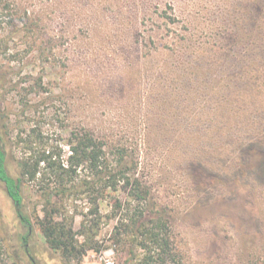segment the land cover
Returning <instances> with one entry per match:
<instances>
[{
  "label": "rangeland",
  "instance_id": "rangeland-1",
  "mask_svg": "<svg viewBox=\"0 0 264 264\" xmlns=\"http://www.w3.org/2000/svg\"><path fill=\"white\" fill-rule=\"evenodd\" d=\"M201 1L212 14L218 10V0ZM191 2L198 4L0 0V125L7 135L35 128L64 151L69 127L80 125L127 146L139 143L137 174L150 187L154 208L170 217L187 264H264V128L243 125L255 96L240 83L248 65L179 44L183 24L166 25L159 14L171 3L183 16ZM255 73L251 89L261 99L264 73ZM8 166L15 176L13 162ZM22 191L31 207L36 187L25 184ZM119 197L126 201L124 193ZM68 206L78 229L87 204ZM101 210L109 213V206L103 202ZM0 211L6 241L19 249L25 229L1 182ZM114 223L102 218L101 250L79 260L65 261L37 226L27 246L34 264H123L126 255L108 239ZM20 254V264H33Z\"/></svg>",
  "mask_w": 264,
  "mask_h": 264
},
{
  "label": "trees",
  "instance_id": "trees-1",
  "mask_svg": "<svg viewBox=\"0 0 264 264\" xmlns=\"http://www.w3.org/2000/svg\"><path fill=\"white\" fill-rule=\"evenodd\" d=\"M218 3L215 14L209 3L191 2L194 5L188 11L186 3L180 11L184 10V15L178 17L174 5L168 3L159 16L166 25L183 24L179 44H188L189 50L211 52L222 59L237 56V60L248 65V76H242L240 83L250 86L249 92L255 96L249 98L250 111L242 116L249 125L242 124L253 130L255 126L264 128V96L259 99L258 90L251 89L257 87L255 72L264 73V0ZM251 111L258 115L253 124L249 119ZM6 131L7 126L0 125V182L25 233L19 236V249L10 247L2 233L0 211V264H20V252L34 264L27 239L35 226L46 244L65 261L79 260L87 250L99 252L97 236L103 217L115 220L108 239L114 252L126 255L123 264H187L173 235L170 217L154 208L150 187L137 174L139 143L127 146L80 125L69 127L63 139L67 148L64 151L59 142L48 144L35 128L19 129L14 135H7ZM259 140L264 147V140ZM9 161L15 166V176L9 172ZM25 184L36 187L37 198L31 207L23 195ZM121 192L126 201L119 197ZM81 200L87 206L80 212L79 227L75 229L76 210L68 202ZM103 202L109 206V213H102Z\"/></svg>",
  "mask_w": 264,
  "mask_h": 264
},
{
  "label": "built area",
  "instance_id": "built-area-1",
  "mask_svg": "<svg viewBox=\"0 0 264 264\" xmlns=\"http://www.w3.org/2000/svg\"><path fill=\"white\" fill-rule=\"evenodd\" d=\"M107 264H110V262L107 261Z\"/></svg>",
  "mask_w": 264,
  "mask_h": 264
}]
</instances>
